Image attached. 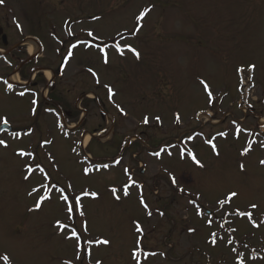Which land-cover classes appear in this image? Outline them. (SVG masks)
Wrapping results in <instances>:
<instances>
[{
  "label": "rangeland",
  "instance_id": "rangeland-1",
  "mask_svg": "<svg viewBox=\"0 0 264 264\" xmlns=\"http://www.w3.org/2000/svg\"><path fill=\"white\" fill-rule=\"evenodd\" d=\"M145 9H150L145 20L138 21ZM0 21L8 42L17 47L12 59L15 70L30 58L28 45L38 46L29 35L42 37L46 28L57 31L62 25H77L81 36L92 32L90 37H98L95 52L82 46L75 50L68 71L90 67L100 83L83 88V80L70 73L58 79L55 93L77 84L72 104L87 90L97 91L106 101L103 110L91 104L84 123L79 113L73 117L68 113V124L80 123V127L74 133L65 126L63 135L55 119L45 114L46 103L32 116L30 98L6 97L5 86L0 88V117L6 116L14 130L22 131L18 136L14 130L5 132L0 138L7 143L0 145V257L7 255L10 264H240L241 260L264 264V164L260 163L264 160V0H3ZM49 40L48 67L41 68L42 58L40 63L22 66L21 77L33 67L52 68L57 77V51L62 47ZM22 43L27 47L20 48ZM105 46L108 63L102 59ZM5 62L0 61V75L8 70ZM252 65L253 87L243 97L238 69L249 71ZM201 81L212 91L211 102ZM47 83L43 76L38 84L41 94ZM105 85L115 93L111 98H106ZM145 116L148 124L143 123ZM237 125L245 130L238 139L233 134ZM84 127L100 137L82 152ZM221 132L228 136L218 135ZM44 140L52 143L43 145ZM209 140L217 145L219 156ZM249 143L252 150L241 155ZM21 150L35 153L36 159L21 157ZM189 150L203 167L191 159ZM86 154L92 158H85ZM37 162L49 180L39 170L28 172V165ZM94 164L109 167L85 175L83 169ZM132 180L136 184L125 196L119 189ZM59 188H65L70 198L85 190L98 195L84 197V215L74 213L70 220ZM113 188L118 189L115 194ZM231 191L238 197L218 211V201ZM46 195L51 199L37 208L36 202ZM253 203L256 210L249 207ZM198 207L207 214L199 215ZM235 208L253 211L260 226L228 215ZM57 221L80 233L82 247H77L75 238H66L71 229L62 232ZM212 232L217 234L216 244L211 243ZM105 239L110 243H94ZM146 251H151L149 257ZM0 264L5 262L0 259Z\"/></svg>",
  "mask_w": 264,
  "mask_h": 264
},
{
  "label": "snow or ice",
  "instance_id": "snow-or-ice-1",
  "mask_svg": "<svg viewBox=\"0 0 264 264\" xmlns=\"http://www.w3.org/2000/svg\"><path fill=\"white\" fill-rule=\"evenodd\" d=\"M0 3H3V0H0ZM150 11V9H145L143 12H141V14L137 17V20L138 21H142L144 19V17L147 15V12ZM139 29H137L138 31ZM88 36H94V34L92 32H89L88 33ZM94 38H98V37H94ZM91 46V45H89ZM73 47H75V45H73ZM106 47L105 48H102L101 51L104 53L103 55V60H104V63H108V54H107V51H106ZM129 50L131 52H133L137 58H139L140 54L139 52L136 51V49L132 48L130 45L128 46ZM116 49L118 51L121 52V54H123V50L121 49L120 45L119 44H116ZM69 55H71V53H69ZM255 68V65H252L250 70L251 69H254ZM89 71L91 72L92 70L89 69ZM238 71H243V69H238ZM93 75L95 76L96 74L93 72ZM96 82L99 84L100 81H99V78L97 77V80ZM201 83L203 84V87H204V90L205 92L207 93L208 97H209V102H211V98H212V91L209 87V85L206 83V82H203L201 81ZM105 87L108 88V92H109V97L111 98L112 96L115 95V93L113 92V90L111 89V87H109L108 85H105ZM8 88L11 89L12 88V85L9 84L8 85ZM20 96H24L25 93L24 92H20L19 93ZM33 105L36 104V101L33 100L32 101ZM117 108H119V105H117ZM119 110L124 113V110L122 108H119ZM36 113V110H35V107H33L32 109V114L35 115ZM126 115V113H124ZM157 122H160V117L159 116H156L154 118ZM177 119V122H179V116L176 117ZM0 123L4 124V125H7L9 124V120L6 116L4 117H0ZM143 123L144 124H148L149 123V117L148 116H145L143 118ZM235 123V122H234ZM60 127H63V125H60ZM245 131L244 129H241L238 125L234 128V131H233V134L234 136L238 139L239 138V135L241 134V132ZM14 135L18 136L19 134L18 133H14ZM218 135L222 136V137H227L228 136V133L227 132H221L219 133ZM189 140H192L194 139V137L192 136H189L188 137ZM52 141L50 140H44L43 141V145H48V144H51ZM207 143H209L213 149V151L215 152V154L217 156L220 155L219 151L217 150V145L215 143H213L212 140H209L207 141ZM0 145H3L5 147H7V143L4 139H0ZM42 145V146H43ZM262 147H264V144L261 145ZM252 150V144L249 143L244 149L243 151L241 152V155H247L250 151ZM73 151H75V149H73ZM161 151H164V149H161ZM21 157H24V156H28L30 159H33L35 160L36 159V154L35 153H32V152H26V151H23L21 150L19 153H18ZM161 152H156L154 153V155L156 156H160ZM168 155H171V153H168ZM189 155L191 156V159L197 164L199 165L200 167H203V164H201V162L197 159V156L194 152H191L189 150ZM184 156V152L182 151L181 152V157L183 158ZM51 159V156L49 157ZM118 163V161H117ZM261 164H264V160L260 161ZM109 165L108 164H102V165H93L92 167H86L83 169V172L85 175H88L90 174L92 171H99L101 168H108ZM240 168L241 170L243 171L244 169V165L241 164L240 165ZM37 170H39L40 172L42 173H45L44 175V179L45 180H49L50 177L48 176V174L45 172V169L41 166V164L39 162H37L35 164V166L33 165H28V172L29 173H34L36 172ZM128 170L125 169V172H127ZM29 177L28 176H25V179H28ZM171 181L173 184H176V178L174 176L171 177ZM136 184V181L132 180L131 183L129 184H125L121 189H119V191H123V194L125 196H128L130 193L128 191V189L132 186ZM41 187H46V185L42 184ZM67 189H71L72 188V185L71 184H68L67 186ZM181 191H183V189H180ZM34 191H38L37 189H34ZM58 191L60 192V199H62L65 203V212H66V215L69 217V219H73V215L74 213H78L80 216H83L84 215V210H83V204L81 203L82 199L86 196H91L93 198L97 197V193L96 192H89V191H82L81 194L79 195H74V196H69L68 193H66V189L65 188H59ZM111 191L115 194L118 189L116 188H113L111 189ZM239 193L235 192V191H231L229 192L228 194H226L225 196V199H221L218 201V205H219V208H218V211L219 210H222L225 208L226 205H231L232 202L238 197ZM51 199V196L50 195H46V196H41L39 198V200L36 202V207L37 208H40L42 207L43 203L45 200H50ZM116 199L119 200L120 197L119 196H116ZM191 203L195 204L196 202L193 200V201H190ZM141 203L144 204L145 208H147V204L141 199ZM250 209L251 210H256L258 208V205L253 203L251 204L250 206ZM251 210H244V211H241L239 208H235L232 212L228 213V215L230 216H236V217H242V218H247L248 220L252 221L253 223V226L255 227H259L260 225L256 224L255 221L253 220V211ZM197 212L199 215L201 216H204L206 215L207 213L204 211V210H201L199 207L197 208ZM149 215H151V213H148ZM162 215V213H161ZM57 223L59 224V227H60V230L63 232L65 231L66 229H71V234L66 236L67 239H73L75 238L76 241H77V247H82V245L80 244V233H78L76 231V229L74 227H71L70 224H63V223H60L59 221H57ZM208 225L210 226L213 221L211 219H209L207 221ZM220 227H223V225L221 224ZM136 229L137 231H140L142 232L143 229L140 227L139 224H136ZM85 231H87V227L85 225ZM231 231H236V229H230ZM189 231H195V229H189ZM211 243L212 244H216L217 243V240H218V237H217V234L215 232H212L211 234ZM229 243H231V241H228ZM86 243L88 244H92L93 241H86ZM94 243L96 244H109L110 241L108 240H96L94 241ZM85 251L87 252L88 255H90V251L85 249ZM138 259V256L136 257ZM0 259H2L5 264H10V258L7 256V255H4L2 257H0ZM77 259H79V257H77ZM70 264V262H69ZM97 264H100V262L98 261ZM240 264H244V261L241 260L240 261Z\"/></svg>",
  "mask_w": 264,
  "mask_h": 264
},
{
  "label": "flooded vegetation",
  "instance_id": "flooded-vegetation-1",
  "mask_svg": "<svg viewBox=\"0 0 264 264\" xmlns=\"http://www.w3.org/2000/svg\"><path fill=\"white\" fill-rule=\"evenodd\" d=\"M77 28H78L77 25H74V26H72V25H62V26H60V28L57 31H54V29L52 27H51L50 30H48L46 28V31L44 32L43 36L41 37V39H43L42 42L45 44V46H48L47 44H49V42H50L49 38L52 39V40L55 39V42H58L59 44H61V47H62L61 49H64V47L66 48L67 46H69V50L73 47V45L76 46L77 44H79V45H83L84 44V45L88 46L89 48H91L92 46H95L94 38L88 36V34H87V33H89L88 30L85 31L86 33L84 32L83 36H81V35L77 34V32L81 31V30H79ZM53 32H54V34H53ZM49 33H52V34H49ZM55 33L56 34L57 33H61L63 36L62 37L61 36L58 37V36L55 35ZM48 34H49V38H48ZM57 35H59V34H57ZM89 45H91V46H89ZM15 51L16 50L10 51L12 57H15V55H14L15 53H13ZM64 51H61V53H58L60 58H58L57 61H59L58 63L61 64L65 60H68V63L65 64V67L62 70V74H59L60 72H59V68H58L57 77L52 81V83H49L50 84L49 85V88H50L49 97L47 99H45V102H46V104H48V106H54V107L58 108L61 111H63L64 107L66 108L67 106L69 107L71 105L68 109H71L72 111H69L67 109L66 110H67V114L71 113V115L73 117V116L78 114V111H88L90 106H91V104H94V106H95V100L90 98V97H88V95L91 92V90H87L84 93L82 92L76 98L74 103L72 104V102H73V94H74L75 89H76V87L78 85L77 84H72V88H65V89L63 88L64 92L55 93L57 91L55 89L56 82L58 81V79H61L63 77L67 78L69 76V74L71 73L72 75L76 76L77 78H81L83 81L87 77V80H88L87 82H88L89 86L87 84L84 85L83 81L81 82L82 87L86 88V86L90 87V85L92 84L91 81H93L94 76H93V74H90V73H87V72L85 73L84 71H81V69H79V68H77L76 70H71L69 72L68 71V66L71 64V61L69 60L71 55H69V53H71V50L67 53V55H66V53ZM47 67L48 66H44V68H47ZM70 78H73V77L71 76ZM39 82H40V80H37V82H35L34 83L35 85H33V86L37 87ZM40 100L43 101L44 99L41 98ZM77 103L81 104L80 108L78 107ZM52 110L55 111V109H52Z\"/></svg>",
  "mask_w": 264,
  "mask_h": 264
},
{
  "label": "bare ground",
  "instance_id": "bare-ground-1",
  "mask_svg": "<svg viewBox=\"0 0 264 264\" xmlns=\"http://www.w3.org/2000/svg\"><path fill=\"white\" fill-rule=\"evenodd\" d=\"M36 50H37V46H35V45H30V52L32 53V54H34L35 52H36ZM46 74H48V77L49 78H51L52 77V74L50 73V72H48V73H46ZM15 81V80H17V79H12V81ZM90 138H91V136L90 135H87L86 137H85V140H84V147L85 146H87V144H89V141H90Z\"/></svg>",
  "mask_w": 264,
  "mask_h": 264
},
{
  "label": "water",
  "instance_id": "water-1",
  "mask_svg": "<svg viewBox=\"0 0 264 264\" xmlns=\"http://www.w3.org/2000/svg\"><path fill=\"white\" fill-rule=\"evenodd\" d=\"M0 129H1L0 131H3L4 129H9V128L6 127V125H4V126H2Z\"/></svg>",
  "mask_w": 264,
  "mask_h": 264
}]
</instances>
